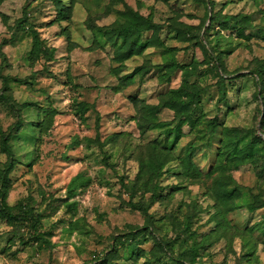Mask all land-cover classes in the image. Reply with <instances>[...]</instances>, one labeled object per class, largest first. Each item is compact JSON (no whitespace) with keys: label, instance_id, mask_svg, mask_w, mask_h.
<instances>
[{"label":"rangeland","instance_id":"rangeland-1","mask_svg":"<svg viewBox=\"0 0 264 264\" xmlns=\"http://www.w3.org/2000/svg\"><path fill=\"white\" fill-rule=\"evenodd\" d=\"M63 2L57 23V0H0V127L22 124L6 202L40 217L0 212V264H183L192 245L189 264H264V0ZM131 13L152 46H91L90 18ZM38 39L52 62L33 64ZM11 161L0 148V189Z\"/></svg>","mask_w":264,"mask_h":264},{"label":"trees","instance_id":"trees-1","mask_svg":"<svg viewBox=\"0 0 264 264\" xmlns=\"http://www.w3.org/2000/svg\"><path fill=\"white\" fill-rule=\"evenodd\" d=\"M61 4L60 8V15H62L60 18L56 19L57 23H63L65 21H70L72 20V14L71 16H67V7L73 8L72 4L69 3L67 6L66 3L63 2V0H57ZM73 1V0H71ZM71 4V5H70ZM64 12V14H63ZM57 15H59L57 13ZM90 18V17H89ZM230 19V18H229ZM232 19V18H231ZM55 22V23H56ZM88 24V25H87ZM86 27L87 29L91 32V35L93 37V40H91V46L93 44V48H99L97 45V40L98 36L102 35L103 38L105 39L106 42L109 43L111 48L115 49V56L117 57V61L120 63H123L134 56H137L141 54L147 47L152 46L151 42H154V38H151L149 40H144L143 37L145 36L146 33L148 32H153L155 31V25L154 23L149 20L145 19L144 17L139 16L136 13H131L126 16V22L119 23V21L115 22L111 26H99L97 23L93 22V20H90L86 22ZM66 30H62V36H65L69 39V42L71 41V33L70 30L69 32L65 33ZM66 34L68 36H66ZM38 35V34H37ZM39 36V35H38ZM153 36V35H152ZM92 39V38H91ZM93 41V42H92ZM45 43L46 46L45 48L42 47V44ZM74 43V42H72ZM96 44V45H95ZM36 49L35 55H37V60L34 61V65L38 62L44 61L45 63H50L53 61L55 57V53L57 52V49L55 47H51L48 45L46 39L41 40L38 39L35 42V45H33ZM73 46L70 47L72 50ZM92 48V49H93ZM118 50L120 52L118 53ZM116 59V58H115ZM136 70H134L130 75H126V82L129 81L131 78H133L136 74ZM259 80L262 81L261 75L257 74ZM16 81V80H14ZM0 82L1 84L7 89V86H9V83L13 84V78L8 77V75H2L0 76ZM20 82V81H19ZM18 83V82H16ZM32 84V82H31ZM198 92H191V94H188L189 99L188 101L190 103H196L197 95ZM5 100L9 101V98L5 96ZM188 104V103H187ZM167 108L168 106L165 105ZM86 109L83 111L85 112ZM22 129V124L20 121H18L14 126L10 127L8 131H5L3 128L0 127V148L3 153H7L10 157H12V161L9 163H6L5 168L2 169L1 173L3 174L2 176V187L0 189V195L2 196V200L0 201V212L5 217L8 221H13V223H22V222H28L30 219L32 220L30 224V229L33 228V231H37L36 224L38 222V218L40 219L39 216H35L32 208L26 209L22 208V211L18 215H13L12 214V207H10L7 202V183L8 180V174L14 169L15 167V159H14V153L13 149L11 147V141L16 133H18ZM152 161H155L153 157L150 158ZM70 191L72 192V186L70 187ZM157 188L155 187L153 196L155 199H158V195L156 194ZM36 218V219H35ZM38 239L42 240L43 245L45 247H50L51 243L50 241L44 236L41 235L40 233L37 235ZM167 243V242H166ZM165 243V244H166ZM181 244V243H180ZM43 245L40 246V249H42ZM192 249L186 251L180 256V262L182 261L183 264H189L190 260L195 256L194 253L195 249L194 246H191ZM155 250L153 251V253ZM155 255H153L150 260L148 261V264H163L161 263V256L165 255L162 254L161 252H155ZM137 256H140V254H137ZM199 256V255H198ZM140 259V258H139ZM137 259V260H139ZM139 262V261H137ZM135 262V264L137 263ZM96 264H119V263H113V260L108 261L107 258L103 260H99L96 262Z\"/></svg>","mask_w":264,"mask_h":264}]
</instances>
